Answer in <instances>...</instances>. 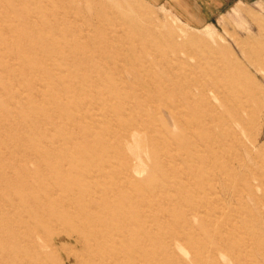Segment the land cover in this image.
I'll use <instances>...</instances> for the list:
<instances>
[{
  "label": "rangeland",
  "instance_id": "1",
  "mask_svg": "<svg viewBox=\"0 0 264 264\" xmlns=\"http://www.w3.org/2000/svg\"><path fill=\"white\" fill-rule=\"evenodd\" d=\"M173 6L211 16L181 18ZM168 42L199 57L216 50L257 96L258 124L242 132L243 142L209 152L210 165L199 170L165 163L173 154L161 103L167 95L140 92L160 69L134 72L146 46L159 54ZM126 68L135 83L118 92ZM119 112L118 133L138 130L111 164L107 155L117 147H102L99 155L102 137L92 124L113 134L109 118ZM136 157L144 164L133 166ZM92 170L107 174L106 183ZM172 177L176 186L162 184ZM104 183L106 196L82 194ZM195 206L198 212L184 213ZM83 209L97 219L86 229ZM203 218L208 226L200 227ZM163 256L170 264H264V0H0V264H159Z\"/></svg>",
  "mask_w": 264,
  "mask_h": 264
},
{
  "label": "bare ground",
  "instance_id": "2",
  "mask_svg": "<svg viewBox=\"0 0 264 264\" xmlns=\"http://www.w3.org/2000/svg\"><path fill=\"white\" fill-rule=\"evenodd\" d=\"M104 46L106 47V45H103L102 48H105ZM217 46H218V49H221L223 51V53L228 58L232 57L231 52L226 45L217 44ZM165 47L166 48H161L160 53L157 54V52H155L153 48L146 46L144 48L143 52L141 53V55L140 54H139V56L137 55L138 59H137V64H136V68H135L137 70V72L134 71L136 76L139 75V77H142V75H140L141 74V67H143L144 65H154L153 67L158 66V68L160 69V76H158L159 74L156 72L149 76V80L151 81V86L149 87V90H146L144 88H140L141 89L140 92L141 91L147 92V93H150V95L151 94H162V93L167 95V98L164 101H162L161 103H162V107H164L166 110L169 111V115L164 118V121H165L164 128L168 132L167 133L168 137L166 139V142L168 143L169 149L171 151H173V154L170 156V158L165 161L166 164H169L168 167H171L172 169H176L177 166H181V167L187 166V167H190L194 170H199L202 167V166L200 167L199 164L203 163V167L206 168L210 165V164L208 165L209 161L207 162V157L209 156L208 155L209 152L215 151L218 153V151H220V150L224 151L225 150L224 147L226 145H228L229 143L235 142L236 140L239 142H243L242 141L243 140L242 139V132H248L250 130V127L256 126L258 124V121H257V115H258V112H257L258 111L257 96L244 82H242L241 75L240 74L237 75L236 73H234L232 71L231 66L228 64V61L217 57L216 52H215L216 50H211L209 48L210 46L208 47L209 48V55H204L203 57H199L192 50L189 51V50L185 49L181 42H177V43L176 42H168ZM108 53H106V54H108ZM108 55H106V56H108ZM243 55H245V54H243ZM117 57H118V55H117ZM107 58H111L110 55ZM112 60H113V58H112ZM132 60H135V59H131V61ZM248 60H249V58H248ZM115 61H117V60L115 59ZM126 69L127 70H124L123 77H121L120 83L118 85L115 84L118 92H126L127 89H130L132 87V85L135 83V81H133V83H131V81H130V78H131V76H133L134 72H132V70H129L128 68H126ZM144 84H146V83H144ZM136 89H138V87ZM104 94L106 97H109V92H104ZM150 95H148V96H150ZM152 102H153V105L156 106L157 108L161 107V105H160L161 103L159 104L158 102L157 103L154 101H152ZM178 107H183V110H181L177 114L173 113V111L177 112L175 110H177L176 108H178ZM125 110L129 111V108L126 107ZM190 113H194L196 115L195 120L192 121V120L188 119V116ZM123 114H124V112L123 113L119 112L117 115L115 113L114 114V115H116L115 118L112 116L109 118L110 124L113 127V129L115 130L114 132H117V134L114 132H113V134L109 133L110 128L105 129V127L102 125L92 124V126L95 128V132L97 133L96 130H98L99 135H100L99 137H102L100 139L101 147L99 149H97V152L99 155L103 154L102 147H107V146L108 147H111V146L117 147V148H115V150H112L107 155V157H108L107 159H109L108 161L111 164L113 162V161L111 162V159L113 158L114 155L118 156L119 159H121L124 156L125 146H127V144H133L132 139L134 138V136H136V134H137L136 131L138 130L137 129L138 126H136V127L132 126V128L131 127L130 128H126V127L123 128L122 127V128H120L121 132L118 133L117 130L119 129V126H118V124H116V122H117L116 119H121L123 117ZM84 118L85 119H87V118L91 119L90 115H85V114H84ZM121 121H122V119H121ZM121 121H119V122H121ZM204 121L206 122L205 124L203 123ZM151 124L155 130L158 129L155 121H152ZM92 126L89 125V127H92ZM103 135H104V137H103ZM81 141H82V139H81ZM158 141L159 140L153 141L151 143L147 142V149L150 150L151 148L154 147V145L158 146V144H159ZM204 142H206V143H204ZM83 143H86V142H83ZM119 144H125V145L124 146L120 145L121 146L120 147ZM176 146H178V147H176ZM89 149H92V148L89 147ZM176 149H178V150H176ZM85 150H86V148H85ZM71 151L74 152L73 150H71ZM82 152H83L82 154L84 155V150ZM79 155H80V152H79ZM73 156H75V154ZM85 156H87V155H85ZM88 156H91V155H88ZM92 157H95V156L93 155ZM96 158H98V157H96ZM209 159H210V157H209ZM67 160H65L64 163H66ZM83 160H85V159H83ZM91 160H93V159H91ZM212 160L214 161V159H212ZM71 161L73 162L74 159L71 158ZM75 161H78V158H76ZM98 161H99V159H98ZM88 162H90V161H88ZM131 163L133 166L135 165V163L138 165L144 164L143 159L138 158V157L134 158L131 161ZM84 164H85V162H84ZM82 165H83V163H82ZM107 166H108V164H107ZM85 167L86 166H84V168ZM108 167H110V166H108ZM111 167H113V169L115 171H118L116 166L114 168V166L111 165ZM153 167L154 166H152V168ZM97 168H96V170H97ZM118 168H120V166ZM127 168H126V170H127ZM58 169H59V167H58ZM91 169H89V170H91ZM101 170H102V168L100 169V171ZM100 171H99V173H100ZM173 171L175 172L176 170H173ZM180 171H181V169H180ZM94 172L96 173V171H93V173H91V175L94 174L93 177L97 178L98 181H100V182L104 181L105 182V180L108 179L107 174L100 173V174L95 175ZM121 172H123V171H121ZM148 172H150V171H148ZM182 172H183V170H182ZM73 173H75V172H73ZM125 173H126V171H125ZM153 173H155V172H153ZM82 174L84 177H86V175H84V173H82ZM196 174L198 175V173H196ZM222 174H223V172H222ZM139 177H141V176L139 175ZM173 178L174 177H172L171 179H166V178L163 179L162 184L164 186L165 185L172 186V187L176 186V182ZM176 178H178V177H176ZM179 181H180V179L178 180V182ZM116 182L117 181H114L115 184H116ZM89 183H90V181H89ZM89 183H87V184L90 185ZM96 183L98 184L97 181H96ZM105 183L102 185L101 190H98L99 188L98 189L97 188L92 189L90 187L91 189L86 188L82 194L85 195V197L87 195V197L89 199H91V198L93 199V197H91V196H93L95 194V192L96 193L99 192V193L106 196L107 195V188L105 186ZM218 183H220V182L218 181ZM100 184H102V183H100ZM191 185L194 186L193 183H191ZM70 186H71V184H70ZM85 186H86V184H85ZM181 186H182V184H181ZM219 187H221V189L224 190V188L226 187L225 182L223 185L220 184ZM59 188H60V186H59ZM57 190H58V188H57ZM78 190H80V189H78ZM75 191H77V190H75ZM59 193L62 194L61 191ZM68 195H71V193ZM72 198H73V196H72ZM176 198L181 199L182 195L180 193H178ZM68 203H67V205L64 204L63 206H65V205L68 206L69 205ZM61 204H63V202H61ZM71 204H73V203L70 202V206H71ZM97 205H99V204H96V206ZM79 206H80V204H79ZM60 207H62V206H60ZM73 209H75V207ZM98 209L101 211V205L99 206ZM84 211L87 214L86 216L84 214L85 213ZM82 212H84L83 216H85V217L82 216L83 218H81V220H80L82 227H85L86 223H91L93 220H97V219H95V217H93L94 214L92 215L89 210L83 209V211H81V213ZM116 212H115V214H116ZM194 212L195 213L198 212V208L196 206L191 207L189 209H185V211H184V213H194ZM120 214H119V216H120ZM105 216L111 217L109 212H105ZM123 217H125V216H123ZM113 219H116V218L114 217ZM170 219H172V218H170ZM62 220L64 221V223H68V221H69L73 224L72 220H69V218L67 216H65V217L62 216ZM119 220H120V218H119ZM172 221H173V219H172ZM120 222H121V220H120ZM123 225H124V223H123ZM199 226L200 227L208 226L207 220L203 218L199 222ZM82 227H80V228L82 229ZM89 227L91 228V226H89ZM89 227L87 229H89ZM92 228H93V226H92ZM85 229H86V227H85ZM91 231H92V229H91ZM93 231L95 232L96 230H93ZM94 232H93V234H94ZM90 234L92 235V233H90ZM165 234H167L166 231H165ZM172 236H174V235H171V237ZM226 236H227V238H230V239H233V237H235L232 234H226ZM93 238L96 239V237H94V236H93ZM163 239H164V237H163ZM165 242H168V241H165ZM249 261L250 262L253 261V256L251 259H249ZM159 264H170V263L166 260L165 256H163V258L161 259Z\"/></svg>",
  "mask_w": 264,
  "mask_h": 264
},
{
  "label": "crops",
  "instance_id": "3",
  "mask_svg": "<svg viewBox=\"0 0 264 264\" xmlns=\"http://www.w3.org/2000/svg\"><path fill=\"white\" fill-rule=\"evenodd\" d=\"M173 8H175V10L177 11L176 12V16L178 17H181V18H187V19H190V18H200V20L202 22H206L208 20V18L211 16V12H201V13H198V12H194V13H189L188 11H182V10H179L177 9L176 7L173 6ZM197 11V10H196Z\"/></svg>",
  "mask_w": 264,
  "mask_h": 264
}]
</instances>
